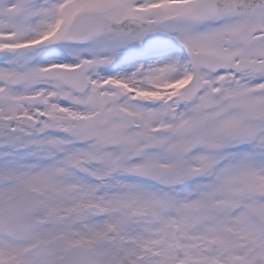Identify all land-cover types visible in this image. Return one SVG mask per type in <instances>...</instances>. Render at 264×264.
I'll list each match as a JSON object with an SVG mask.
<instances>
[{"label": "snow or ice", "instance_id": "6c2138e0", "mask_svg": "<svg viewBox=\"0 0 264 264\" xmlns=\"http://www.w3.org/2000/svg\"><path fill=\"white\" fill-rule=\"evenodd\" d=\"M0 264H264V0H0Z\"/></svg>", "mask_w": 264, "mask_h": 264}]
</instances>
